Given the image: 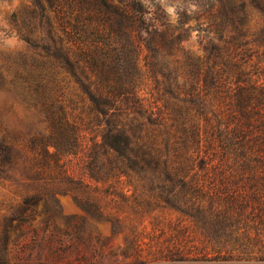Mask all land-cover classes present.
Wrapping results in <instances>:
<instances>
[{
	"label": "trees",
	"instance_id": "1",
	"mask_svg": "<svg viewBox=\"0 0 264 264\" xmlns=\"http://www.w3.org/2000/svg\"><path fill=\"white\" fill-rule=\"evenodd\" d=\"M215 2L199 53L179 30L140 36V4L34 2L24 41L63 115L57 136L75 150L45 151L61 182L53 195L103 215L99 199L131 192L159 232L133 236L121 251L131 264H264V0ZM19 151L0 139V174L32 180ZM78 230L68 225L54 253L96 264Z\"/></svg>",
	"mask_w": 264,
	"mask_h": 264
},
{
	"label": "rangeland",
	"instance_id": "2",
	"mask_svg": "<svg viewBox=\"0 0 264 264\" xmlns=\"http://www.w3.org/2000/svg\"><path fill=\"white\" fill-rule=\"evenodd\" d=\"M35 1L0 0V139L20 150L19 170L37 171L29 173L32 180L0 174V264H68L73 256H57L53 251L67 242L63 231L68 225L79 229L85 245L96 247L92 259L96 264H131L121 251L133 236L140 233L143 243H149L156 242L159 233L150 225L148 214L136 208L131 192L99 199L103 215L78 205L70 194L53 195L61 182L53 179L56 168L45 151L54 154L55 146L72 149L71 153L75 150L57 136L63 115L41 87L43 65L24 41ZM108 1L123 9L140 4L144 16L134 25L140 36L152 28L179 30L187 39L186 49L194 53L200 51V38L209 35V14L217 5L215 0ZM179 22L184 23L181 30ZM261 26V17L250 9L248 30L255 34ZM258 58L264 65L262 51ZM74 157L69 155L64 161L73 159L74 163Z\"/></svg>",
	"mask_w": 264,
	"mask_h": 264
},
{
	"label": "clouds",
	"instance_id": "3",
	"mask_svg": "<svg viewBox=\"0 0 264 264\" xmlns=\"http://www.w3.org/2000/svg\"><path fill=\"white\" fill-rule=\"evenodd\" d=\"M168 11H169V13H171L172 12V9H169Z\"/></svg>",
	"mask_w": 264,
	"mask_h": 264
}]
</instances>
